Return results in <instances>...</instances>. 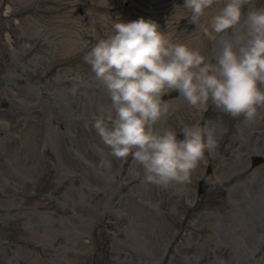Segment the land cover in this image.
<instances>
[{"label":"rangeland","instance_id":"obj_1","mask_svg":"<svg viewBox=\"0 0 264 264\" xmlns=\"http://www.w3.org/2000/svg\"><path fill=\"white\" fill-rule=\"evenodd\" d=\"M225 3L206 9L200 24ZM258 9L264 0H251L237 29L211 41L184 0H0V264L13 239L29 247L14 253L18 264H91L93 252L95 264H264V163L250 162L264 155V108L246 124L211 102L198 111L180 95L169 98L156 129L211 128L218 146L190 183L146 184L142 167L109 155L93 128L111 101L83 59L114 22L143 18L214 64L221 41ZM209 164L211 184L199 196ZM110 193L117 199L108 204ZM33 207L46 211L33 219ZM37 221L42 230L34 231Z\"/></svg>","mask_w":264,"mask_h":264},{"label":"clouds","instance_id":"obj_2","mask_svg":"<svg viewBox=\"0 0 264 264\" xmlns=\"http://www.w3.org/2000/svg\"><path fill=\"white\" fill-rule=\"evenodd\" d=\"M217 0H184L191 23L201 27L211 41L241 24V9L251 0H226L207 26L200 24L205 10ZM109 96L111 105L93 117V128L117 159L140 165L144 182L167 189L188 184L205 152L218 141L211 128L198 125L180 129L182 139L170 128L156 129L166 120L171 105L162 97L176 91L188 104L207 110L209 102L232 117L256 122L264 108V9L251 11L234 39H223L216 62H207L199 50L173 43L159 25L140 18L114 22L111 34L83 57ZM75 92V89H73ZM101 167L111 163L101 160Z\"/></svg>","mask_w":264,"mask_h":264},{"label":"water","instance_id":"obj_3","mask_svg":"<svg viewBox=\"0 0 264 264\" xmlns=\"http://www.w3.org/2000/svg\"><path fill=\"white\" fill-rule=\"evenodd\" d=\"M178 138L182 139L183 138V135L179 136ZM261 160L262 159L260 157L255 156V157H253V164H257ZM205 184H206V181L205 180H203V181L200 182V189H199V191H202V189L204 188Z\"/></svg>","mask_w":264,"mask_h":264}]
</instances>
